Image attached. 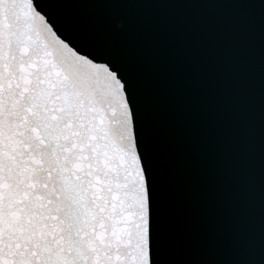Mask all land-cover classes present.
Wrapping results in <instances>:
<instances>
[{
    "label": "water",
    "instance_id": "95a60500",
    "mask_svg": "<svg viewBox=\"0 0 264 264\" xmlns=\"http://www.w3.org/2000/svg\"><path fill=\"white\" fill-rule=\"evenodd\" d=\"M126 82L154 197V264H264V72L213 0H48Z\"/></svg>",
    "mask_w": 264,
    "mask_h": 264
},
{
    "label": "snow or ice",
    "instance_id": "6c2138e0",
    "mask_svg": "<svg viewBox=\"0 0 264 264\" xmlns=\"http://www.w3.org/2000/svg\"><path fill=\"white\" fill-rule=\"evenodd\" d=\"M0 0V264H154V197L126 82Z\"/></svg>",
    "mask_w": 264,
    "mask_h": 264
}]
</instances>
